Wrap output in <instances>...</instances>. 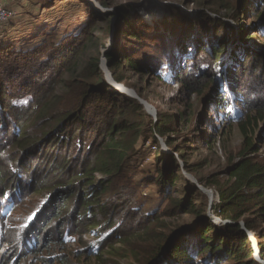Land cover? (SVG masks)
<instances>
[{
	"label": "trees",
	"instance_id": "trees-1",
	"mask_svg": "<svg viewBox=\"0 0 264 264\" xmlns=\"http://www.w3.org/2000/svg\"><path fill=\"white\" fill-rule=\"evenodd\" d=\"M34 1L41 10H36L39 16L34 24L31 20L30 29H57L59 20L42 16L49 2ZM52 1L50 11L58 2ZM188 1L215 14L225 10L234 20L235 26H230L203 13L202 23L177 22L180 33L167 50L168 69L176 70L175 80L194 93H205L206 101L217 108L223 99L216 96L219 91L226 92L225 101L233 99L228 90L235 86L231 76L234 65L258 62L254 71L264 69L262 47L256 42L251 48L241 46L251 40L242 23L249 19L242 12L247 3L253 16L257 15V23L249 30H262L264 38V0H240L237 4L228 0ZM100 4L108 7L104 1ZM0 5L14 14L0 23V264L32 259L34 264H88L92 260L94 264H121L104 259V252L119 260L122 253L128 254L127 264H192L194 256L210 260L225 257L230 264H257L247 232L264 229V163L246 156L258 151L252 148L249 127L264 120V102L238 99L248 113L244 117L247 120L239 124L243 158L238 163L228 158L229 175L218 187L219 203L212 207L215 215L234 224L218 229L207 220L189 251L187 246L172 244L175 238L156 233L154 225H161L159 219L164 217L157 209L144 210L140 205L137 188L126 169L143 143L142 137L155 145L156 137L169 133L171 116L153 121L138 101L110 89L100 70L98 51L82 61L91 39L97 43V50L103 48L94 31L98 21H106L109 14L89 8L92 15L88 21L58 34L51 50L45 43L40 49L34 47L33 42L17 49L16 42L10 45L17 31L15 21L25 23L28 10L23 7L15 13L1 1ZM115 15V30L124 25L129 30L123 31L124 37L143 40L144 34L135 26L143 28L145 22L124 6H118ZM174 49L181 57L172 53ZM117 54L113 47L105 55L117 84L124 83L120 73L127 68L158 74V65L140 63L127 52L120 57ZM205 54H210V61H203ZM199 56L201 59L196 60ZM176 58L177 63L182 58L184 64H177ZM137 94L141 97V92ZM154 160L156 174L150 182L160 188L162 203L170 202L168 217L191 214L205 219L206 204L196 207L192 203L198 201L195 186L174 189L180 178L174 173L178 166L173 156L164 158L157 149ZM168 186L174 191H168ZM15 215L16 223H12ZM216 230L217 235L208 237ZM88 234L98 240L95 254L82 239ZM65 237L78 245L70 254L73 260L60 254L65 251ZM259 251L264 260V243Z\"/></svg>",
	"mask_w": 264,
	"mask_h": 264
},
{
	"label": "rangeland",
	"instance_id": "rangeland-1",
	"mask_svg": "<svg viewBox=\"0 0 264 264\" xmlns=\"http://www.w3.org/2000/svg\"><path fill=\"white\" fill-rule=\"evenodd\" d=\"M0 1L8 8L14 10L15 13L19 12V9L23 7L25 8L24 10H28L29 15L25 23L15 21L17 31L10 39V45L13 46L16 42L17 49L25 48V46H29L28 42H33L31 44L34 47L38 46L40 49L41 44L45 43L48 49L51 50L52 47L56 46L54 43L58 34L73 30V27L78 25L80 27L82 23L88 21L89 16L92 15L89 12V8L103 15L109 14L106 21H98L94 31L95 36L101 40L103 48L97 50V43L91 39L82 61L96 56L98 51L100 70L106 85L110 89L112 88V90L118 91V94L138 101L146 114H148L142 104V102H145L154 112L152 115L148 114L153 121H156L158 117L162 120L171 116L172 124L169 125V133L164 138L156 137L157 144L155 145L151 144L150 141H145L142 137L143 143L138 147L136 156L129 161L126 167L127 172L132 176L133 184L137 188L140 205L145 207L144 210L153 211L157 209V214L164 217L159 219L162 222L161 225L156 227L157 224L155 223L156 233L160 237L175 238L172 244L187 246L190 249L189 251H191L196 242L197 232L202 225L207 223V220L218 229L226 224H234L224 220L219 214L215 215L212 207L219 203L218 187L223 185V181L227 180L229 175L230 164L228 158L234 160V163H238L243 158H240V155L244 148V138L239 124L247 120L244 117L248 113L246 112L247 110L242 108L238 99L240 101L250 100L252 103L264 102V69L254 71V65H258V62L251 66L248 63L245 65H234L231 76L235 86L232 85L231 89L228 90L232 93L231 97L233 99L232 101H225L226 92L219 91L216 96L223 99L221 106L216 108L209 101H206L205 93L202 95L194 93L193 90L187 89L184 84L178 83L174 77L177 74L176 70L171 72L168 69L169 63L167 61V50L171 47L172 41L177 34L180 33V27L177 22H184L183 24L186 22L202 23V20H204L203 13H205L212 19L221 20L230 24V26H235L234 20L227 17L225 10L217 14L211 13L190 4L188 0H101L106 2L108 7H103L100 4V0H58L55 9L50 11L53 7V1L46 0L49 5L42 16L44 19L53 17V22L59 20L57 24L61 25L57 29L51 30L49 27H43L40 31L35 32V28L30 29L31 20L34 24L39 16L36 13L39 7L36 9L37 3L34 0ZM228 2L237 4L240 0H228ZM118 6L126 7L131 10L133 16L145 22L146 26L143 28L135 26L144 34L143 40H128V37H124L123 31L128 30L124 25H119V28L117 27L115 30L116 27L114 26L117 19L115 9ZM252 10L250 4L247 3L246 8L244 7L242 11L245 14L247 13L246 16L249 18L242 21V23L247 26L246 32L250 35L251 40L241 44V46L251 48L253 47L252 44L256 42L258 47H262L261 52L264 54L263 31L257 30L258 33H252L253 30H249L253 24L257 23V15L253 16ZM21 26L26 27L21 28ZM40 35L41 37H39ZM113 47L117 51L118 57L127 52L140 63L143 62L150 64V66L158 65L160 67L158 74L146 71L137 72L129 68L120 73L122 74L123 82L131 85V88L123 85L124 83L120 85L129 89L131 94L133 93V98L128 97L127 93H121L117 88L107 83L106 74L115 81L113 74L108 69L105 58L106 53L110 52ZM172 53L176 57H181V52L176 49ZM205 55H202L203 61L206 62V59L210 61V54ZM199 59H201V56L196 58V60ZM179 60V63H177L176 58L177 64H184L182 58H179ZM210 81L212 82V80ZM138 91L141 92V97L138 96ZM227 97L229 98V95ZM119 100H121L120 102L124 101L123 98ZM242 113L243 116L238 121ZM249 132L253 143L252 148L258 151L246 156V158L257 159L259 162L264 163V120L258 121L255 126H250ZM146 136L149 138L150 135ZM155 146L164 158L165 156H173L177 163L178 171H174V173L180 180L175 183L174 189L181 190L188 187V185L195 186L198 191V201L193 198L194 201L192 203L196 207L203 202L206 204L205 219L198 220L191 214L170 215L168 217L169 212L167 210L170 202L167 204L162 203L160 188L150 182L156 174L154 156L157 154V149H155ZM207 183L209 185H204ZM166 189L174 191L170 186ZM16 220L15 215V221L12 223H16ZM241 226L244 230L243 223H241ZM217 234L218 231L216 230V232H211L208 237H213ZM221 235L225 236L224 233ZM247 235L250 240L249 246L255 254L254 258L257 264H264L259 251V245L264 243V240H262L264 229L257 233L247 232ZM82 239L88 244V250L95 254L98 248L94 245L98 241L97 238L88 234L83 236ZM63 243L65 251L64 253H59L73 260L70 254L77 250L78 245L73 239L67 237L63 239ZM149 249H151V246ZM191 255L193 256L192 253ZM1 257H3V253L0 254V263L2 262ZM121 257L119 260L116 257L107 255L106 252L103 253L104 259L127 264L125 257H128V254L122 253ZM27 263L34 264V260L32 259ZM27 263L18 262V264ZM89 263L94 264V261L92 260ZM214 263L230 264L225 260V257L210 260L209 257L194 256L192 259V264Z\"/></svg>",
	"mask_w": 264,
	"mask_h": 264
},
{
	"label": "water",
	"instance_id": "water-1",
	"mask_svg": "<svg viewBox=\"0 0 264 264\" xmlns=\"http://www.w3.org/2000/svg\"><path fill=\"white\" fill-rule=\"evenodd\" d=\"M106 78H107V83L111 84L114 88H117L121 93H125V92H129V94H127L128 97L133 98V93L131 94V91L129 89H127L126 87H124L123 85L117 84L115 81H113V79L106 74ZM142 104L144 105L145 109L147 110L148 114L152 115L154 112L153 110L145 103L142 102ZM198 189H200L201 191H203L201 188H199L198 186H196ZM213 222V221H212Z\"/></svg>",
	"mask_w": 264,
	"mask_h": 264
},
{
	"label": "built area",
	"instance_id": "built-area-1",
	"mask_svg": "<svg viewBox=\"0 0 264 264\" xmlns=\"http://www.w3.org/2000/svg\"><path fill=\"white\" fill-rule=\"evenodd\" d=\"M14 14L9 11L4 9L1 5H0V23L8 20L9 18H11Z\"/></svg>",
	"mask_w": 264,
	"mask_h": 264
},
{
	"label": "bare ground",
	"instance_id": "bare-ground-1",
	"mask_svg": "<svg viewBox=\"0 0 264 264\" xmlns=\"http://www.w3.org/2000/svg\"><path fill=\"white\" fill-rule=\"evenodd\" d=\"M125 93L129 94V92H125ZM207 194H209V193H207Z\"/></svg>",
	"mask_w": 264,
	"mask_h": 264
}]
</instances>
